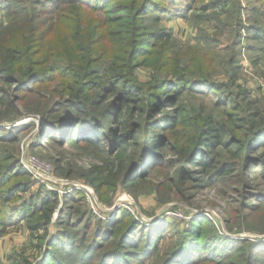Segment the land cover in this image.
<instances>
[{
  "label": "trees",
  "instance_id": "1",
  "mask_svg": "<svg viewBox=\"0 0 264 264\" xmlns=\"http://www.w3.org/2000/svg\"><path fill=\"white\" fill-rule=\"evenodd\" d=\"M181 1L185 5L178 8ZM194 3L0 0V9L11 20L8 28L0 29V80L19 94L13 100L23 103L26 113L45 120L41 132L51 131L45 139L60 147L69 144L79 155L98 162L81 176L100 198L119 185L136 194L151 177V168L168 175L153 186L154 192L169 183L181 196L203 184L219 183L235 170L246 178L253 161L264 177V151L260 152L264 116L250 112L246 91L236 86L237 63L227 82H211L210 72L187 64L171 31L159 26L149 29L151 22L168 16L188 19L190 13L184 11H191ZM214 6L226 8L210 20L219 29L231 23L233 47L240 45L243 31L253 42L264 41L262 23L253 21L247 27L245 21L246 12L260 17L264 0H209L200 11L206 13ZM18 22L19 29L14 27ZM24 32L29 36L21 37ZM142 68L151 71L147 83L138 78ZM212 93L220 96L212 100L214 109L197 104L212 99ZM6 97L9 100L11 94L0 91V121L6 112H13L14 102H6ZM222 107L225 110L219 112ZM1 142L11 147H0V239L8 226L5 208L12 204V217L26 221L34 240L26 259L14 255L12 260L20 256L23 264H136L148 255L144 249L156 248L158 234L143 232L134 221L91 224L93 214L76 193L65 197L50 234L58 211L56 193L39 189L26 198L34 183L20 163L16 148L20 138L1 136ZM252 153H258L255 160ZM149 158L152 167H144ZM71 169L58 163L55 173L68 178L74 173ZM248 197L264 203L263 193ZM16 199L21 201L18 206ZM249 209L259 212L262 207ZM210 227V222L195 220L187 238L181 236L157 264H264L260 242L224 246L216 232L208 234ZM189 240L192 245L184 249Z\"/></svg>",
  "mask_w": 264,
  "mask_h": 264
},
{
  "label": "rangeland",
  "instance_id": "2",
  "mask_svg": "<svg viewBox=\"0 0 264 264\" xmlns=\"http://www.w3.org/2000/svg\"><path fill=\"white\" fill-rule=\"evenodd\" d=\"M208 3L209 0H196V3L191 7V11H184V14L190 13L188 19L168 16L164 18V21L151 22L149 29L153 31L159 26V28H166L171 31L187 64L192 63L191 65L194 67L200 66L202 70L210 72L211 82H227L231 76V69L234 68L236 62L237 64H235L240 67L238 74H236V86L246 91L245 100L250 102V112H258L261 116H264V41L261 44L259 43L261 41L253 42L250 35L243 31L240 45L233 47L234 29L231 23L228 22L224 28L219 29L210 20L212 16L221 15L226 8L214 6L215 8L209 9L206 13L203 10V13H201L200 10L203 7L205 8ZM188 4L190 5V3ZM183 5L185 4L182 1L179 2L178 8L183 7ZM244 6H248L247 1ZM230 8V6L227 7V9ZM260 11L259 18L246 12L247 27L253 21H259L262 23L261 27L264 28V13H262L264 7ZM8 17V14L0 9V29L2 31L11 24ZM19 19H24V16ZM19 25L18 22L14 27L19 29L21 27ZM28 36L26 32L21 34L23 38ZM237 52L239 55H236L232 63L230 59H233V53ZM193 57H196V59L191 62ZM61 65H63V62ZM137 73L142 83H147L150 79L151 71L149 70L142 68ZM12 89V86L7 85L4 80H0V91L11 94L9 100L6 97V102H12L11 100L19 96L18 93H12ZM224 96L222 97L226 99L224 105L229 108L230 103L227 94L224 93ZM218 98L220 96L212 93V99L206 98L200 100L197 104L203 103L210 109H214L212 100ZM13 102V112H11L12 110L6 112V118L3 119L4 121H0V129L13 131L17 135L19 134L18 136L21 135L20 142L16 146V148L18 147V153L20 152L19 159L27 152L41 161L51 163L54 168L53 181L57 190H64L65 193L68 188L71 189L78 185L91 187L94 190L95 201L102 208L98 210V213H95L88 206L84 192L80 190H72L66 194L56 191L58 211L53 216L50 234L56 229L53 225L58 218L59 209L63 207L65 197L76 193L83 196L85 210H89L93 214V216L90 215L91 224L113 222L114 220H131L139 224L140 230L143 232L151 230L155 235L158 234L159 240L156 248L152 251L144 249V253L148 255L136 264H157L178 245L181 236L187 238L188 232L193 228L194 221L197 219L210 222L211 227L207 229L208 234L216 232L224 246L234 244V248H236L237 246H249L258 242L264 245V203L260 204L256 197L253 199L248 197L254 194H264V177L262 176L261 166H258L254 161L248 164L250 172L246 178L241 177V173L235 170L233 174L220 180L219 183L209 187H205L206 184H203V187L186 191L183 196L176 193V188H173L169 183H166L160 192H154L153 186L164 181L168 175L157 168H151V177L146 185L137 188L136 194H132L122 185H119L116 189L104 193L102 195L104 198H100L96 189L87 183L86 178L81 176L83 174L81 172L91 170L93 165L98 164V162L79 155V150L69 144L60 147L45 139L51 131L37 134L38 124L43 126L45 120L36 114L26 113L23 103H17L15 100ZM224 107L220 108L219 112L225 110ZM21 122L24 123L20 124ZM26 127L29 130H26ZM261 143L263 144L262 141L259 142V144ZM31 146L37 148L34 149ZM263 151L264 148H261L260 152ZM257 154L252 153L250 158L255 160ZM58 163L66 168L71 166V170L74 172L72 177L66 178L55 173V167ZM145 166L152 167L150 158L147 159ZM30 177L34 187L31 193L26 195V198L35 191H39V189H42L43 192H50L45 189L46 187L39 186L31 175ZM63 182H68V184L64 186L65 183ZM198 182L194 184L197 185ZM246 182L250 184L249 187H245ZM18 200L14 201L16 202L14 206L21 203ZM262 200L264 202V198ZM256 206H261L262 210L251 212L249 207ZM11 208L12 204L7 205L5 208L9 215L7 216L6 234L0 239V264H23L21 258L26 259V255L31 253V243L34 241L33 235L25 220H16L12 217ZM173 214H177V216L175 217ZM139 238L143 240L142 238L147 237L140 236ZM191 245L192 241L189 240L184 249L189 248ZM23 251H25L24 254ZM14 255H20L21 258L17 256L12 260L11 256ZM35 256L36 253L33 255L34 258L30 259L32 262H34Z\"/></svg>",
  "mask_w": 264,
  "mask_h": 264
},
{
  "label": "built area",
  "instance_id": "3",
  "mask_svg": "<svg viewBox=\"0 0 264 264\" xmlns=\"http://www.w3.org/2000/svg\"><path fill=\"white\" fill-rule=\"evenodd\" d=\"M24 122H21L22 124ZM20 163L28 172L33 179L37 182L39 186L46 187L45 189L50 192H60L64 193V190H57L56 186L54 185L55 182L53 181L54 177V168L51 163H48L46 161H41L35 156L31 155L30 153H24L22 157L20 158ZM65 183L64 186L68 184V182H63ZM63 186V187H64ZM82 191L85 194L86 202L88 206L95 212L98 213V210H101L102 208L100 207L101 205L95 201V195H94V190L91 187L87 186H74L71 189L68 188V190H65V193H68L70 191ZM173 216H177V214H173Z\"/></svg>",
  "mask_w": 264,
  "mask_h": 264
},
{
  "label": "crops",
  "instance_id": "4",
  "mask_svg": "<svg viewBox=\"0 0 264 264\" xmlns=\"http://www.w3.org/2000/svg\"><path fill=\"white\" fill-rule=\"evenodd\" d=\"M19 135V134H18ZM15 132H13V131H2L1 132V134H0V137L2 136V137H11V138H13V137H15V136H17V138L19 137H21V135L20 136H18ZM39 138V137H38ZM1 146H8V147H11L10 145H9V143H6V142H1L0 143V147ZM17 146V145H16ZM37 147L35 146L34 147V149H36Z\"/></svg>",
  "mask_w": 264,
  "mask_h": 264
},
{
  "label": "water",
  "instance_id": "5",
  "mask_svg": "<svg viewBox=\"0 0 264 264\" xmlns=\"http://www.w3.org/2000/svg\"><path fill=\"white\" fill-rule=\"evenodd\" d=\"M42 122H44V121H42ZM45 126V122H44V124H43V126H39V124H38V127H37V134L39 133L40 134V132H41V130H42V128Z\"/></svg>",
  "mask_w": 264,
  "mask_h": 264
}]
</instances>
